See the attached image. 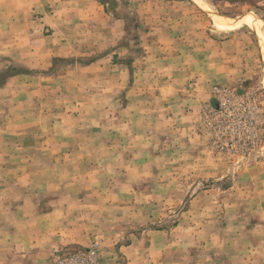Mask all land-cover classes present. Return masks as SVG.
Returning <instances> with one entry per match:
<instances>
[{"label": "rangeland", "instance_id": "rangeland-1", "mask_svg": "<svg viewBox=\"0 0 264 264\" xmlns=\"http://www.w3.org/2000/svg\"><path fill=\"white\" fill-rule=\"evenodd\" d=\"M201 1L0 0V73L19 72L0 85V264H264V58L249 27L210 20L264 27V0ZM219 86L250 97L249 152L214 145Z\"/></svg>", "mask_w": 264, "mask_h": 264}, {"label": "built area", "instance_id": "built-area-1", "mask_svg": "<svg viewBox=\"0 0 264 264\" xmlns=\"http://www.w3.org/2000/svg\"><path fill=\"white\" fill-rule=\"evenodd\" d=\"M218 108L208 110L205 118L213 131L214 145L228 153L242 154L256 148L257 120L252 117V111L247 103L249 95L238 93L229 87H214ZM92 249L75 251L68 261L77 262L83 257L93 254ZM64 262V261H63Z\"/></svg>", "mask_w": 264, "mask_h": 264}, {"label": "crops", "instance_id": "crops-1", "mask_svg": "<svg viewBox=\"0 0 264 264\" xmlns=\"http://www.w3.org/2000/svg\"><path fill=\"white\" fill-rule=\"evenodd\" d=\"M161 51H164L163 53L166 54L165 57H163V59H165L166 62L175 60L176 61V66L174 67V69L176 70V73L178 75L170 77L169 80H167L165 83V91L168 94H172V98H175V102H176V107L175 109L177 110L178 114V120L180 122H184L187 123V121H192L196 119V116L193 113H188L187 111L189 109L195 110L199 107L200 101L198 100V94H197V89H193V85H188L189 87H179V48L176 49L175 53H171L170 51V47L168 45H166L165 49L164 48H160ZM171 82V83H170ZM173 86V92L169 91L170 86ZM164 91V90H162ZM129 94H140V95H146L147 94V90L144 87H140V86H133L132 88L129 89ZM162 94V93H161ZM159 100L162 101L163 99L161 97H159ZM166 102H168L169 99H165ZM208 100V99H207ZM212 104H214V101L211 102ZM171 107H163L162 110L166 111ZM35 218L32 219L31 223L32 226L35 225L38 221H37V217L34 216ZM44 217L48 218L47 220L49 221V223H53L56 224L57 223V219H59L60 217L57 218V216L55 215L54 212H50L46 215H44ZM42 222V221H41ZM26 234V240L28 239V245L30 247H34V246H38V243L41 241V237L40 235L37 236V232H31L28 233V231L25 233ZM37 236V237H36ZM58 241V242H65L64 237L61 236H56L55 238H53V241ZM47 242V241H45ZM57 242V243H58ZM67 242H72L70 239Z\"/></svg>", "mask_w": 264, "mask_h": 264}, {"label": "bare ground", "instance_id": "bare-ground-1", "mask_svg": "<svg viewBox=\"0 0 264 264\" xmlns=\"http://www.w3.org/2000/svg\"><path fill=\"white\" fill-rule=\"evenodd\" d=\"M193 2L199 5L202 9L208 10L207 9L208 7L201 0H193ZM210 20L212 22V25L218 28H226V27L237 28L241 26L242 24L249 27L257 35L258 42L260 44V49H261V52L264 58V27L261 23V20L258 17L251 15V16H245V17H241L239 19L233 20V19H229L227 17L221 16V15H218L215 12L214 13L210 12Z\"/></svg>", "mask_w": 264, "mask_h": 264}, {"label": "trees", "instance_id": "trees-1", "mask_svg": "<svg viewBox=\"0 0 264 264\" xmlns=\"http://www.w3.org/2000/svg\"><path fill=\"white\" fill-rule=\"evenodd\" d=\"M19 72H14V73H0V85L3 84V82L8 78L13 75L18 74Z\"/></svg>", "mask_w": 264, "mask_h": 264}]
</instances>
